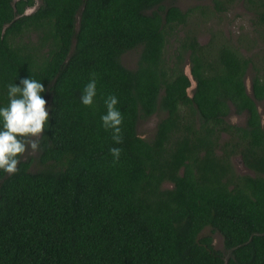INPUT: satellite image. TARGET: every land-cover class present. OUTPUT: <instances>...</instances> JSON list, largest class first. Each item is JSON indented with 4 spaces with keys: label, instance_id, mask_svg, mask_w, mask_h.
<instances>
[{
    "label": "trees",
    "instance_id": "trees-1",
    "mask_svg": "<svg viewBox=\"0 0 264 264\" xmlns=\"http://www.w3.org/2000/svg\"><path fill=\"white\" fill-rule=\"evenodd\" d=\"M176 1L0 0V106L8 84L33 78L49 110L40 151L0 170V264H264V0ZM238 3L250 32L201 44L190 19ZM135 49L128 69L121 57ZM109 95L121 144L102 126ZM157 114L142 138L137 124Z\"/></svg>",
    "mask_w": 264,
    "mask_h": 264
},
{
    "label": "clouds",
    "instance_id": "clouds-1",
    "mask_svg": "<svg viewBox=\"0 0 264 264\" xmlns=\"http://www.w3.org/2000/svg\"><path fill=\"white\" fill-rule=\"evenodd\" d=\"M45 91L43 84L33 78L20 80V85L12 83L7 85L8 104L0 106V121L3 130H0V170L8 175L19 171L20 157L40 151V138L49 119V110L46 109L47 101L41 96ZM96 78L84 87L80 97L82 105L90 107L96 97ZM106 113L101 116L102 126L112 131L114 143H123L121 125L122 113L116 108L118 98L109 95L105 101ZM113 163L119 161L122 149L110 148Z\"/></svg>",
    "mask_w": 264,
    "mask_h": 264
},
{
    "label": "rangeland",
    "instance_id": "rangeland-1",
    "mask_svg": "<svg viewBox=\"0 0 264 264\" xmlns=\"http://www.w3.org/2000/svg\"><path fill=\"white\" fill-rule=\"evenodd\" d=\"M17 1V0H14ZM174 4L179 7L181 10L185 11L189 8L195 7L197 5H206V2L199 0H178L174 2ZM37 6V2L35 7L28 8L25 10L26 14H30ZM206 18H201L197 13L194 18L190 19V26L194 27L197 31V37L201 44H207L210 41V36L212 34L218 35L220 38L228 39L231 43L236 42L237 38H240L242 34H248L251 30L250 24L248 21V16L245 14L241 3H238L227 12L225 15L221 16L218 20L211 18L212 20L205 21ZM243 54L245 53L243 50L241 51ZM256 52L255 50L251 51ZM138 49L129 51L122 55L121 63L124 67L128 69H133L136 65ZM254 58V57H252ZM185 67H188L187 65ZM262 67H264V63H262ZM251 77V71H249L246 75V85L249 92V79ZM188 94L191 95V90L188 91ZM162 114L153 115L147 120L139 121L137 124V133L144 139H149L154 132V127L157 121L162 118ZM227 120L230 123L242 126L244 123V116H236L235 114H231ZM235 168L239 172H246L247 174H251L248 171H245V168L242 166ZM203 235H211L213 240V246L215 249H222V240L219 234L213 233L210 234L209 229L206 228L202 231L201 236Z\"/></svg>",
    "mask_w": 264,
    "mask_h": 264
},
{
    "label": "flooded vegetation",
    "instance_id": "flooded-vegetation-1",
    "mask_svg": "<svg viewBox=\"0 0 264 264\" xmlns=\"http://www.w3.org/2000/svg\"><path fill=\"white\" fill-rule=\"evenodd\" d=\"M245 86L247 87V85H246V79H245ZM248 95H250V83H249V93H248ZM262 104L263 103H257L256 105H257V107H258V110H259V112H261L262 113V108H261V106H262ZM236 116H238V115H236ZM240 116H244V121H245V115L244 114H242V115H240ZM245 123V122H244ZM243 123V124H244ZM235 165H237V167H241L242 166V164H241V162L238 160V161H236V163H235ZM243 167V166H242ZM244 168V167H243ZM245 171H248L249 173H251V174H249V175H252V171H250V170H248V169H246L245 168ZM239 172V171H238ZM239 173H241V172H239ZM242 173H244V174H247L246 172H242ZM241 173V174H242Z\"/></svg>",
    "mask_w": 264,
    "mask_h": 264
},
{
    "label": "water",
    "instance_id": "water-1",
    "mask_svg": "<svg viewBox=\"0 0 264 264\" xmlns=\"http://www.w3.org/2000/svg\"><path fill=\"white\" fill-rule=\"evenodd\" d=\"M185 75H186V77L188 78V80H189V82H190V85H189V87H188V89H187V93H188V91L193 90L195 84H194V82H193V80H192V77H191V75H190L189 70H188L187 67L185 68ZM245 87H246V86H245ZM246 92L249 93L247 87H246ZM190 96H191V95H190Z\"/></svg>",
    "mask_w": 264,
    "mask_h": 264
}]
</instances>
